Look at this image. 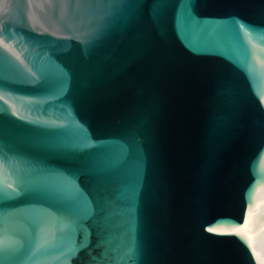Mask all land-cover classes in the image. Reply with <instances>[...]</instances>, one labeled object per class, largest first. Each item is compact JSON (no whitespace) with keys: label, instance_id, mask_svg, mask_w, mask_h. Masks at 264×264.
Here are the masks:
<instances>
[{"label":"water","instance_id":"water-1","mask_svg":"<svg viewBox=\"0 0 264 264\" xmlns=\"http://www.w3.org/2000/svg\"><path fill=\"white\" fill-rule=\"evenodd\" d=\"M130 248L264 264V0H0V264Z\"/></svg>","mask_w":264,"mask_h":264},{"label":"snow or ice","instance_id":"snow-or-ice-1","mask_svg":"<svg viewBox=\"0 0 264 264\" xmlns=\"http://www.w3.org/2000/svg\"><path fill=\"white\" fill-rule=\"evenodd\" d=\"M110 3H119V4H123V3H127L129 2V0H109ZM136 2H138V0H136ZM162 2V0H161ZM119 163L118 159H105L103 161H101V163L98 165V167H100L101 170L106 169L110 166H115V164ZM73 188V193L74 195L76 193H79V188L73 184L72 185ZM135 195H136V189L133 188L131 190V195H130V199L134 202L135 199ZM132 211H134V209H131ZM134 256H135V248H130L128 250V259L124 260L123 264H128L129 260H132V264H136V261L134 260Z\"/></svg>","mask_w":264,"mask_h":264},{"label":"bare ground","instance_id":"bare-ground-1","mask_svg":"<svg viewBox=\"0 0 264 264\" xmlns=\"http://www.w3.org/2000/svg\"><path fill=\"white\" fill-rule=\"evenodd\" d=\"M235 232L243 238L252 239V240H261L259 236V229L254 228L250 234L246 232H241L237 227L234 228Z\"/></svg>","mask_w":264,"mask_h":264}]
</instances>
